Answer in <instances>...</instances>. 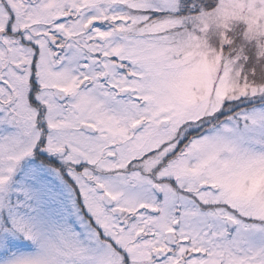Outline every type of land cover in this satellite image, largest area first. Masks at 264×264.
Returning <instances> with one entry per match:
<instances>
[{"label":"snow or ice","instance_id":"6c2138e0","mask_svg":"<svg viewBox=\"0 0 264 264\" xmlns=\"http://www.w3.org/2000/svg\"><path fill=\"white\" fill-rule=\"evenodd\" d=\"M0 264H264V0H0Z\"/></svg>","mask_w":264,"mask_h":264}]
</instances>
